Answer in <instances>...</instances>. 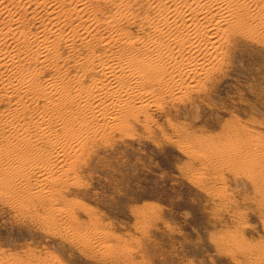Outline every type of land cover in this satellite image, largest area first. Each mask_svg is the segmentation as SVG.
Masks as SVG:
<instances>
[{
    "label": "rangeland",
    "instance_id": "obj_1",
    "mask_svg": "<svg viewBox=\"0 0 264 264\" xmlns=\"http://www.w3.org/2000/svg\"><path fill=\"white\" fill-rule=\"evenodd\" d=\"M7 2L11 16H23L26 31H38V23L48 17L50 5L39 8L33 19L30 10L15 6L21 0ZM150 2L138 0L132 11L142 19L155 15ZM127 11L126 0L91 2L85 17H96L100 24L88 26L89 36L96 39L111 14L124 25V16H132ZM66 13L75 20L73 11ZM125 25L136 42L153 31L142 23ZM65 39L51 56L64 55L62 70L76 84L79 68L69 59L75 49ZM14 46V40L0 43L4 50ZM93 46L98 54L103 51L96 40L82 50L92 61L99 58ZM135 49L144 50V44ZM225 59L190 94L168 98L130 126L87 147L64 181L41 191L42 182L31 171L35 199L29 204L5 199V190L16 184L3 183L8 164L0 161V259L34 264H247L243 253L264 246V46L244 41ZM38 76L44 81L58 77L59 69L53 66ZM17 79L27 82L22 72ZM67 83L69 79H59L58 85L63 90ZM4 96L0 90V110L7 104ZM26 112L31 119L38 115L23 106L16 116ZM44 115L46 123L55 117L51 109ZM16 138L15 133L8 137ZM243 153L254 158L240 159ZM92 231L105 236L107 247L97 243L92 250L84 248L80 237L88 238Z\"/></svg>",
    "mask_w": 264,
    "mask_h": 264
},
{
    "label": "bare ground",
    "instance_id": "obj_2",
    "mask_svg": "<svg viewBox=\"0 0 264 264\" xmlns=\"http://www.w3.org/2000/svg\"><path fill=\"white\" fill-rule=\"evenodd\" d=\"M95 1L116 4L119 0H21L15 6L30 10L33 19L40 13L39 8L50 5L49 21L43 18L38 23L39 30L30 32L24 30L23 16H11L7 0H0V43H16L12 50L0 49V90L5 95L2 100L7 101L0 110V135L7 138L0 137V161L8 164L2 171L3 183L16 184V188L5 190L8 201L26 205L35 199L29 186L31 171L40 178L41 191L49 183L57 184L70 177L87 147L119 128L130 126L132 120H138L168 98L190 94L244 41L264 46V0H152L155 15L148 13L144 19L132 11L138 0H126L127 12L132 16L125 15L121 25L111 14V19L104 21V31L92 39L88 26L100 23L96 17L85 15ZM67 10L74 12L75 20ZM102 19L99 17L100 22ZM127 23H142L153 31L136 42ZM115 26L117 32L112 34L110 29ZM50 32L54 35L49 36ZM62 38L75 49L69 59L79 68L76 84L70 79L71 73L62 70L64 55L51 56V50L61 44ZM94 40L103 51L98 54L93 46L91 51L99 58L92 61L82 50L91 48ZM118 43H123L119 49ZM141 43L145 49H135ZM53 66L59 69L58 77L44 81L38 76ZM20 72L26 83L17 79ZM59 79H69L70 83L61 90ZM23 106H31L38 115L34 119L27 116L28 112L16 116ZM49 109L55 117L46 123L44 112ZM13 133L17 138L8 139ZM253 158L251 154L240 156L245 161ZM69 217L74 223V215L70 213ZM101 236L92 231L88 238L80 239L86 250H92L97 243L106 246V239ZM243 254L247 264H264L262 245L253 253ZM0 264L34 263L1 258ZM43 264L59 263L54 260Z\"/></svg>",
    "mask_w": 264,
    "mask_h": 264
}]
</instances>
